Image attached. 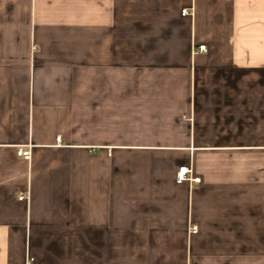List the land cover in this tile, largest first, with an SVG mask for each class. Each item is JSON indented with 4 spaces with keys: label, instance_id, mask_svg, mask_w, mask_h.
Instances as JSON below:
<instances>
[{
    "label": "crops",
    "instance_id": "1",
    "mask_svg": "<svg viewBox=\"0 0 264 264\" xmlns=\"http://www.w3.org/2000/svg\"><path fill=\"white\" fill-rule=\"evenodd\" d=\"M0 264H264V0H0Z\"/></svg>",
    "mask_w": 264,
    "mask_h": 264
},
{
    "label": "built area",
    "instance_id": "2",
    "mask_svg": "<svg viewBox=\"0 0 264 264\" xmlns=\"http://www.w3.org/2000/svg\"><path fill=\"white\" fill-rule=\"evenodd\" d=\"M183 13H188L187 9H183L182 10ZM199 50H202V51H205L206 50V47L205 45H199ZM57 140H59V137L57 138ZM16 154L19 155V156H22L24 158H28L29 157V154H30V151L28 148L24 149L22 147H19L16 151ZM189 168L186 167V166H182V167H179L178 170H177V173H176V180L177 181H182L186 178V175L187 173L189 172ZM20 199H23L24 196H20L19 197ZM197 231V227L195 225L192 226L191 228V232H196Z\"/></svg>",
    "mask_w": 264,
    "mask_h": 264
}]
</instances>
